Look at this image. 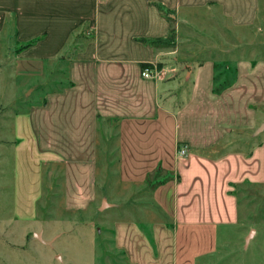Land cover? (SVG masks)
<instances>
[{
  "label": "crops",
  "instance_id": "0c3cea01",
  "mask_svg": "<svg viewBox=\"0 0 264 264\" xmlns=\"http://www.w3.org/2000/svg\"><path fill=\"white\" fill-rule=\"evenodd\" d=\"M254 5L0 0V65L30 79L67 59V85L11 119L14 224L7 231L27 238L47 168L61 171L67 209L95 201L99 140L102 131L106 140L113 131L122 185H145L154 173L165 174L151 194L165 221L153 219L149 234L131 218L114 223V247L126 264H207L204 259L228 248L235 233L244 232L250 244L256 236L245 228L238 191L264 185V61H237L235 81L219 93L211 59L186 64L169 80L142 78L141 65L161 64L170 55L142 42L166 39L171 31L158 7L173 12L177 25L206 9L238 26L252 22ZM182 146L186 158L177 157ZM19 260L9 257V264ZM257 264H264V252Z\"/></svg>",
  "mask_w": 264,
  "mask_h": 264
},
{
  "label": "rangeland",
  "instance_id": "374dc122",
  "mask_svg": "<svg viewBox=\"0 0 264 264\" xmlns=\"http://www.w3.org/2000/svg\"><path fill=\"white\" fill-rule=\"evenodd\" d=\"M254 4V19L246 25L230 26L222 16L206 9L193 11L188 16L190 24L177 25L174 21L173 38L157 46L170 53L161 63L165 70L163 80L172 79L177 69L186 64L195 66L211 59L216 63H229L230 72L221 76L227 83L234 76L237 61H264V0H254ZM66 62L67 59L62 61L59 68L48 64L44 75L30 79L15 77L9 72V66L0 65V264H9V257L11 261L14 259L13 263L20 258L19 264H126L114 247L115 221L131 218L148 234L153 219L165 221L151 198L153 189L165 179V174L154 173L145 185H122L115 133L112 131L106 140L102 131L97 199L84 209H67L61 171L57 167L47 168L43 172V194L37 203L36 222L28 226L27 238L26 233L7 231L14 224L11 119L28 106L41 102L46 94L67 85ZM261 130L264 132V126ZM238 192L241 218L247 231H251L250 237H256L248 244L244 232L240 236L235 233L228 248L214 258L204 259L207 264H257L263 259L264 185H246Z\"/></svg>",
  "mask_w": 264,
  "mask_h": 264
},
{
  "label": "trees",
  "instance_id": "16d2710c",
  "mask_svg": "<svg viewBox=\"0 0 264 264\" xmlns=\"http://www.w3.org/2000/svg\"><path fill=\"white\" fill-rule=\"evenodd\" d=\"M159 10L163 13L164 17L167 18L171 24L174 23L175 18L173 17V12H171L168 9H163L158 7ZM172 34H174V28H171V31L167 37V39H155V40H150V41H146V40H142L143 43H148L149 45H152L154 47L160 46V45H165L168 42V38H173ZM159 68H162L161 64H157ZM151 64L149 63H143L141 65V68H146V67H150ZM228 67V68H227ZM227 71V72H225ZM234 76L232 78V80L230 82L225 83L224 79H221V76H226L230 71H229V63H216L215 64V76H214V83H215V88L214 91L216 93L221 92L222 90H224L225 88H227L228 86H230L236 78V70H234ZM220 73V74H219ZM227 73V74H225ZM160 183V182H159Z\"/></svg>",
  "mask_w": 264,
  "mask_h": 264
},
{
  "label": "built area",
  "instance_id": "2783aa9c",
  "mask_svg": "<svg viewBox=\"0 0 264 264\" xmlns=\"http://www.w3.org/2000/svg\"><path fill=\"white\" fill-rule=\"evenodd\" d=\"M141 76L142 78L145 79L163 80L165 77V70L163 68H159L156 63H151L150 67L141 68ZM177 157L178 158L188 157L187 146H182L178 149Z\"/></svg>",
  "mask_w": 264,
  "mask_h": 264
},
{
  "label": "water",
  "instance_id": "95a60500",
  "mask_svg": "<svg viewBox=\"0 0 264 264\" xmlns=\"http://www.w3.org/2000/svg\"><path fill=\"white\" fill-rule=\"evenodd\" d=\"M36 237H37L39 240H41V238H40V236H39L38 234L36 235Z\"/></svg>",
  "mask_w": 264,
  "mask_h": 264
}]
</instances>
